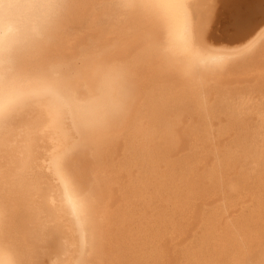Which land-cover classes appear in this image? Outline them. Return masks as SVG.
<instances>
[{
  "label": "bare ground",
  "instance_id": "6f19581e",
  "mask_svg": "<svg viewBox=\"0 0 264 264\" xmlns=\"http://www.w3.org/2000/svg\"><path fill=\"white\" fill-rule=\"evenodd\" d=\"M142 2L0 0V80L74 98L0 127V264H264V0Z\"/></svg>",
  "mask_w": 264,
  "mask_h": 264
},
{
  "label": "snow or ice",
  "instance_id": "6c2138e0",
  "mask_svg": "<svg viewBox=\"0 0 264 264\" xmlns=\"http://www.w3.org/2000/svg\"><path fill=\"white\" fill-rule=\"evenodd\" d=\"M110 7L115 10L135 11L146 7L142 0H111ZM6 57H11V49H0ZM68 72L66 75H70ZM47 98L48 103L44 101ZM74 98L66 87V81L58 69H50L49 73L38 79H23L11 76L10 81L5 83L0 80V127H16L20 124H29L32 109L45 108L49 119L56 122H64ZM2 148V145H0ZM79 148V144H71L66 155ZM7 195L6 190H0V198ZM83 208L85 215L89 212V200L86 189H81ZM51 227V226H49ZM15 243L14 260L9 264H27V248L25 242L18 234L9 232ZM48 245L55 252L58 243V233L53 229L46 233Z\"/></svg>",
  "mask_w": 264,
  "mask_h": 264
},
{
  "label": "rangeland",
  "instance_id": "374dc122",
  "mask_svg": "<svg viewBox=\"0 0 264 264\" xmlns=\"http://www.w3.org/2000/svg\"><path fill=\"white\" fill-rule=\"evenodd\" d=\"M216 4L217 3H215L214 9L212 11L213 15H212V17L209 20L210 21V29H212V32L215 31V32H213V34L215 33L214 35L216 36V37L214 36V41L217 42V43L218 42H220V43L222 42V44L232 43L233 42V38H231V37L234 36V34L232 33L234 29H232L231 27H233V24L231 25L229 23V18H225V17L221 18L222 16L228 17V15L230 14L228 12L229 9H227L225 7H221L220 3H218L217 5ZM214 11H215V13H214ZM226 14H228V15H226ZM224 19H226V20H224ZM223 41H225V43H223Z\"/></svg>",
  "mask_w": 264,
  "mask_h": 264
}]
</instances>
